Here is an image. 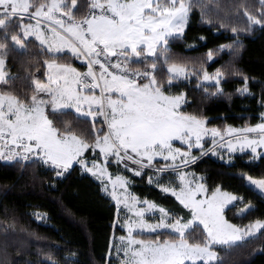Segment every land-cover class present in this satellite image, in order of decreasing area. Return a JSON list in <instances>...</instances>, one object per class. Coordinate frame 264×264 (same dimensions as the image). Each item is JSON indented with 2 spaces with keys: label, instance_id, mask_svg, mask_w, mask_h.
<instances>
[{
  "label": "snow or ice",
  "instance_id": "6c2138e0",
  "mask_svg": "<svg viewBox=\"0 0 264 264\" xmlns=\"http://www.w3.org/2000/svg\"><path fill=\"white\" fill-rule=\"evenodd\" d=\"M260 3L264 5V0ZM77 10V0H0V85L6 86L0 89V160L50 164L57 178L69 173L75 162L82 172L99 179L105 192L108 191L106 178L113 186L112 195L117 204L123 203L133 212L123 225L127 234L118 238L119 243L110 246L120 264H185L186 261L220 264L214 248H231L264 230V219H256L244 227L231 223L224 216L225 206L233 201L243 203L244 198L223 191L220 185L209 195L205 184L190 179L196 176L195 173L182 169L199 159L192 155L194 147L201 150V155L208 152L219 155L216 152L218 143L221 149H227L229 163L232 153H244L245 149H250L253 154L250 161L264 159V152L258 151V148L264 149V113H261V123L242 128L227 126L222 132L219 128H208L207 118L180 110L186 103L183 91L166 93L165 85L155 75L163 70L158 64L161 56L168 74L167 88H171L174 81L189 80L195 75L198 88L205 82L214 83L213 91L204 88L205 94H225L221 81L225 80L226 73L222 68L210 73L203 63L193 69L187 63L169 62V41L182 37L192 10L190 0H89L86 14L77 17ZM201 15L203 18V12ZM246 15L248 26L244 29L232 27L235 38L231 43L218 45L215 51L209 49L206 53L208 61H214V57L225 49L237 56L243 46L241 32H249L255 26L264 27V19L259 18L264 17V11ZM25 19L35 22L25 23ZM207 22L211 23V20ZM31 37H35L42 47L46 45L45 51L49 55H62L67 50L72 57L86 62V71L81 72L71 64L55 59L45 60L46 81L33 74L30 97L22 99L7 90L10 87L8 81L17 77L5 70L6 57L10 51L26 52V41ZM149 58L152 62L146 70L130 67L132 63H143ZM235 74L243 77V85L237 87L236 92L252 95L249 77ZM261 106H264V98ZM68 109H75L84 118L92 117L93 121L103 116L107 131L103 127L97 129L94 141L89 143L67 124L63 129L58 128L49 115L55 116ZM101 132L103 135L99 134ZM209 136L212 147L204 149L202 141ZM225 136L228 137L226 143ZM175 141L187 150L175 147ZM97 149L103 163L84 158L86 151L96 153ZM157 158L164 161L163 165L154 166ZM110 162L122 164L136 176L150 169L156 175L149 176V183H155L164 193H171L190 210L192 219L182 222V217H175L165 207L147 199L140 201L129 192L131 181L128 177L117 175L113 179L107 167ZM167 171L176 173L178 186H171V182L167 186L160 183V174ZM244 175L248 186L264 195V176ZM117 186L123 190L120 197L116 195ZM138 203L147 208H137ZM252 208L249 201L239 210L240 214ZM152 209L159 212L155 222L145 219V212ZM195 222L203 225L205 236L202 241L194 242V237L189 238ZM164 232L169 236L163 239L160 235L156 239L139 238ZM48 256L49 264H59L51 259V254ZM74 257L75 253H72L69 258Z\"/></svg>",
  "mask_w": 264,
  "mask_h": 264
},
{
  "label": "trees",
  "instance_id": "16d2710c",
  "mask_svg": "<svg viewBox=\"0 0 264 264\" xmlns=\"http://www.w3.org/2000/svg\"><path fill=\"white\" fill-rule=\"evenodd\" d=\"M190 2L192 10L182 37L169 41V62L187 63L193 69L203 63L210 73L222 68L226 73L225 80L221 81L225 94H205L204 88L211 92L214 85L204 84L198 88V78L193 75L179 85L187 98L182 111L207 118L209 126L222 129L227 125L245 127L258 123L263 108L261 100L264 98V27L255 26L249 32H241L243 46L237 56L225 49L214 57V61H208L206 53L209 49L215 51L218 45L231 43L235 38L231 28H246L249 23L246 13L257 15L264 11V5L260 0ZM77 3L76 14L80 17L86 14L89 0H77ZM201 36L205 39H199ZM26 43V52H9L5 68L17 77L8 81L10 87L7 90L22 99L30 97L32 93L33 74L46 81L45 60L55 59L82 69L70 54L49 55L33 38ZM151 62L149 58L143 63L131 65L143 69ZM158 64L163 70L155 75L166 84L168 74L162 56ZM236 72L249 77L248 87L252 95L236 92V88L243 85L242 75ZM5 87L0 85V89ZM49 117L58 128L63 129L67 124L89 143L94 141L96 130L103 127L101 121L84 118L71 110ZM250 157L247 153L239 154L233 157L231 163H226L207 155L191 165V169L203 177L209 191L220 185L221 189L244 198L243 203L239 202L225 211L226 218L240 226L264 219V195L249 187L244 175L255 178L264 176V159L250 161ZM130 180L131 190L138 197L155 202L177 216L189 215V211L174 196L149 184L146 175H133ZM249 201L253 205L252 210L239 214L237 211ZM115 211L114 203L102 192L100 184L82 173L78 166L72 168L67 176L57 178L53 171L39 162L6 163L0 160V264H49L48 254L59 264H113L106 259V254L113 233ZM157 235L163 239L169 233L140 238L156 239ZM188 235L190 239L194 237L196 242L202 241L205 233L203 227L196 224ZM217 252L220 264H264V230L231 248L217 247ZM72 253H75V257L69 258Z\"/></svg>",
  "mask_w": 264,
  "mask_h": 264
},
{
  "label": "rangeland",
  "instance_id": "374dc122",
  "mask_svg": "<svg viewBox=\"0 0 264 264\" xmlns=\"http://www.w3.org/2000/svg\"><path fill=\"white\" fill-rule=\"evenodd\" d=\"M190 1H191V0H190ZM189 16H190V15H189ZM24 22H25V23H34L35 21H29V20L25 19ZM188 23H189V21H188ZM188 23H187V25H188ZM187 25H186L185 27H187ZM31 38L35 39V37H31ZM35 40H36V39H35ZM37 41H38V40H37ZM38 42H39V41H38ZM39 44H40V42H39ZM43 47L46 49L47 46L45 45V46H43ZM158 51H159V48H158ZM65 53H67V50H65ZM67 54H68V53H67ZM76 60H77V62H78L79 64H81L82 69H80V68H78V67H76V66H74V65H72V66L75 67V68H77V69H78L79 71H81V72L86 71V67H87V66H86V62H82V61H80V60H78V59H76ZM133 69H136V68H133ZM5 70H6V69H5ZM47 70H48V69H47ZM140 70H142V71H143V70H146V67H144L143 69H140ZM155 74H156V73H155ZM192 77H193V76H192ZM192 77H190V78H192ZM189 80H190V79H189ZM186 81H188V80L174 81V82H173V86H172L171 88H167V83L164 84V85H165L166 93H167V94H177V93H179V92H181V91H183V92L185 93L184 90H181V89L179 88V85L182 84V83H184V82H186ZM140 82H146V81H140ZM204 84L214 85L213 82H205ZM97 94H99L98 90H97ZM185 95H186V93H185ZM186 100H187V98H186ZM185 104H186V103H184V104L182 105V107H181V109H180L181 111H182V108L185 106ZM68 110H71V111H73L74 113H76V112H75V109H68ZM85 111H86V109H85ZM182 112H183V111H182ZM184 113H185V112H184ZM261 113H264V106H263V108H262ZM261 113H260V116H261ZM76 114H77V113H76ZM187 114H188V113H187ZM77 115L82 116L81 114H77ZM49 118H50V117H49ZM87 118L93 120L92 117H87ZM50 119H51V118H50ZM95 120H99V121H101V122L103 123L102 125H103L104 130L107 131V126H106V124H104V118H103V116H99V117H97ZM261 122H262V120H261V118H260V120L258 121V123H261ZM256 124H257V123H256ZM254 125H255V124H254ZM206 126H207L208 128H218V127H216V126H209V125L207 124V121H206ZM227 126H228V125H227ZM227 126H225L223 129H222V128H219V129L223 132V131L227 128ZM252 126H253V125H252ZM232 127H234V126H232ZM245 127H246V126H245ZM234 128H242V127H234ZM101 135H103V134H101ZM227 139H228V137L225 136V137H224V142H225V143L227 142ZM217 140L219 141L220 138L217 137ZM202 143H203V145H204V149H209V148L212 147V139L210 138V136H209V137H206V138L202 141ZM174 145H175V147H182V148H184V150H187L186 147L183 146L179 141H175V142H174ZM258 151H260V152H264V149L258 148ZM88 152H89V153H88ZM216 152H218L219 155H214L212 152H208L207 155H210L211 157H214V158H216V159H218V160H220V161H223V162L229 163V162H228V161H229V153H228V151H227L226 148H225V149H221L220 144L218 143L217 146H216ZM244 153L250 154V156L253 155V154L251 153V150H250V149H245ZM244 153H241V152H239V151H236L235 153H232V154H231V158H232V160H233V157H235L236 155L244 154ZM192 155H194V156H198L199 159L202 158L203 156H207V155H201V150H200L199 148H195V147L192 149ZM221 157H223V159H221ZM84 158H86V159L89 160V161H91V160H93V159H96V160H98L99 162L103 163V157L99 155V150H98V149L96 150V153H93L91 150L86 151L85 154H84ZM199 159H198V160H199ZM110 160H114V158H110ZM198 160H197V161H198ZM157 161H158V162H154V166H157V167H158V166H160V165H163V163H164V161H163L162 159H159V158H157ZM191 165H192V164H191ZM191 165H190L188 168H186V169H182V170L185 171V172H192V173H195V172L191 169ZM43 166H45V168L49 166L47 169H49V168L51 167L50 164H49V165H45V164H43ZM75 166H78V167L80 168L79 164H77V163L74 162V164H73V168H74ZM90 166H91V165H90ZM107 167H108V171H109V173H111L113 179H115L117 175H120V176L128 177L129 180H130V177L134 175L132 172L125 170V169H124V166H123L122 164H121V165H117V164H115V163H113V162H110V163L107 165ZM131 167H135V166L132 165ZM51 168H52V167H51ZM70 170H71V169H70ZM70 170H69V171H70ZM80 170H81V168H80ZM81 172H82V171H81ZM82 173L91 176L95 181H97V182L100 184L101 189L103 188V185L101 184V181H100L99 179H97L96 177L92 176L91 173H88V172H82ZM195 174H196V173H195ZM143 175H146V180H147V182L149 183V176H155L156 174L153 173L150 169H145L141 176H143ZM160 175H161V179H160V183H161V184H164V185L167 186V185H169V182H171V186H178L179 183H180V182H179V179H178V177H177V175H176V173L173 172V171H167V172L162 173V174H160ZM134 176H136V175H134ZM199 177H201V175L196 174L195 177H190V179L195 178V179H197V182L205 184L204 180H203V179L200 180ZM245 178H246V176H245ZM254 178H255V177H254ZM130 181H131V180H130ZM105 183H107L108 191L105 192V191L102 190V192H103L107 197H109V198L111 199V201L114 203L115 208H116V211H115V219H114V222H113V233H112V236H111V239H110L109 250H108V252H107V254H106V259H107L108 261L113 262V264H120V259L117 258L116 253H115V250L112 249L110 246H111L113 243H119L118 238H119L120 236H123V235H126V234H127V229H126V227H124L123 225H124V223H125L126 220H128L130 217L133 216V212H130V211L128 210V208H126V207L124 206L123 203H120L119 205L117 204V200L114 199V198H113V195H112V190H113V186H112V184H111L110 182H108L106 178H105ZM246 183L248 184L247 180H246ZM130 184H131V183H130ZM130 184H129V186H128V190H129V192L132 193L133 195H135L136 197H138V196H137V195L131 190ZM149 184H150V183H149ZM151 185H154L155 187H157V185H156L155 183H152ZM205 186H206V184H205ZM206 187H207V186H206ZM157 188L160 189L159 187H157ZM207 188H208V187H207ZM160 190H161V189H160ZM222 190H223V189H222ZM223 191L229 192V191H227V190H223ZM122 193H123V190H122L119 186H117V187H116V195H117L118 197H120V196H122ZM230 193H232V192H230ZM167 194H170V195H171V193H167ZM208 194L210 195V194H211V191L208 190ZM172 196H173V195H172ZM138 198H139L140 201L145 200V199L140 198V197H138ZM148 201H150V200H148ZM150 202H152V201H150ZM178 202H179V201H178ZM237 203H239V201H233L231 204L225 206V209H224V216H225V218H226V215H225V211H226V209L229 208L230 206H233V205L237 204ZM156 204H157V203H156ZM157 205H159V204H157ZM160 206H161V205H160ZM182 206H183V205H182ZM140 207L147 208V205H144L143 203H138V204H137V208H140ZM183 207H184V206H183ZM243 207H244V206H243ZM243 207H242V208H243ZM240 209H241V208H240ZM240 209H239V210H240ZM187 210L189 211V215H188V216H177V215L174 214L173 212H172V213L174 214L175 217H182V218H183L182 222H185V223H186L188 220H191V219H192V216H191V212H190V210H189V209H187ZM239 210H238L237 212L240 214V211H239ZM153 212L155 213V215H153ZM145 219L148 220L149 222H155V221H157V220L159 219V212H158V210H156V209H152V210H148V211H146V212H145ZM226 219H227V218H226ZM229 221H230V220H229ZM230 222H231V221H230ZM231 223H232V222H231ZM196 224L200 225L199 222H195V223L191 226V229H192ZM233 224H234V223H233ZM247 225H248V224H247ZM200 226L203 227V225H200ZM238 226H240V225H238ZM244 226H246V225H244ZM244 226H240V227H244ZM260 232H261V231H259V232H255L252 236H250V237H246V238H245L244 240H242V241H245V240H247V239H249V238H253V237H255L256 235H258ZM139 238H140V237H139ZM242 241H239V242H237V243H240V242H242ZM237 243H236V244H237ZM214 251L217 252V247L214 248ZM217 254H218V252H217ZM186 263H191V262L186 261L185 264H186ZM196 263H203V262H202V261H197Z\"/></svg>",
  "mask_w": 264,
  "mask_h": 264
},
{
  "label": "built area",
  "instance_id": "2783aa9c",
  "mask_svg": "<svg viewBox=\"0 0 264 264\" xmlns=\"http://www.w3.org/2000/svg\"><path fill=\"white\" fill-rule=\"evenodd\" d=\"M22 163H27V162H22ZM49 167V166H48ZM48 167H46V168H48ZM52 167V168H51ZM49 169L50 170H53L54 172H55V170H54V168H53V166H51ZM56 173V172H55ZM68 173H65V176L67 175Z\"/></svg>",
  "mask_w": 264,
  "mask_h": 264
}]
</instances>
